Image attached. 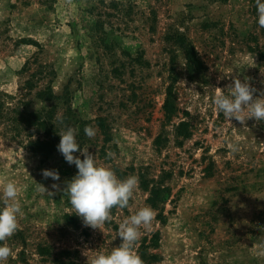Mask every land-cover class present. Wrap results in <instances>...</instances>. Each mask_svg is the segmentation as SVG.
<instances>
[{
    "label": "rangeland",
    "instance_id": "374dc122",
    "mask_svg": "<svg viewBox=\"0 0 264 264\" xmlns=\"http://www.w3.org/2000/svg\"><path fill=\"white\" fill-rule=\"evenodd\" d=\"M257 21L255 0H0V185L17 183L23 211L4 264H90L144 206L156 212L136 244L144 264H264V121L245 128L213 103L236 78L264 92ZM48 84L58 98L37 96ZM50 107L98 165L138 177L101 229L51 187L76 166L31 148L45 134L24 116Z\"/></svg>",
    "mask_w": 264,
    "mask_h": 264
},
{
    "label": "clouds",
    "instance_id": "9594fccd",
    "mask_svg": "<svg viewBox=\"0 0 264 264\" xmlns=\"http://www.w3.org/2000/svg\"><path fill=\"white\" fill-rule=\"evenodd\" d=\"M258 26L264 29V2L255 0ZM257 89L252 87L247 79L243 82L236 78L225 90L217 88L213 103L218 112L230 121L235 119L245 125L248 119L254 118L257 122L264 121V92L254 98ZM78 129L66 127L59 133L60 143L57 150L63 155L65 161L78 169L77 174L61 189L60 185L53 183L52 189L63 191L69 198V203L74 213L81 217L86 226L99 228L112 219L113 208H126L138 187V177L129 175L124 179L117 177L116 173L107 166L98 165L96 157L89 152V147H82L77 142ZM84 134L89 138L95 136L92 126H85ZM234 152L236 147L229 144ZM79 152L83 159L74 153ZM110 157L114 153L108 154ZM45 179L51 178L59 181L58 170H42ZM38 189L47 192L44 185L38 184ZM2 197H0V242L11 238L19 228V217L23 215L20 199L21 190L13 180L2 182ZM53 195L52 192H48ZM156 212L151 206L140 208L135 214L125 219L119 225L118 236L122 243L112 248L109 253H97L90 260V264H144L136 251V244L140 239V229L151 227L155 220ZM13 255V250L7 243H0V264L8 261Z\"/></svg>",
    "mask_w": 264,
    "mask_h": 264
},
{
    "label": "trees",
    "instance_id": "16d2710c",
    "mask_svg": "<svg viewBox=\"0 0 264 264\" xmlns=\"http://www.w3.org/2000/svg\"><path fill=\"white\" fill-rule=\"evenodd\" d=\"M193 51L194 48H193ZM28 64V63H27ZM32 80L27 81L25 84L27 88H32ZM37 96L43 100H53L58 98L53 92L51 84L46 85L43 88H39L37 91ZM55 107H50L48 109H42L39 111L28 112L24 116L25 121L30 126H35L38 130L44 132V138H38L37 140L31 141V148L39 152L43 157H48L53 152L57 150V146L60 143L59 133L62 130L58 122L60 121L55 115ZM101 127H106L103 119L99 118Z\"/></svg>",
    "mask_w": 264,
    "mask_h": 264
}]
</instances>
